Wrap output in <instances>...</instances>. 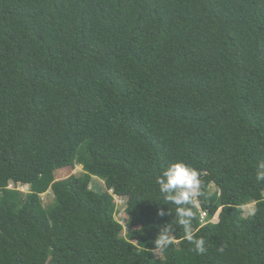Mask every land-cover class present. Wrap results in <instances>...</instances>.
Returning a JSON list of instances; mask_svg holds the SVG:
<instances>
[{
    "label": "trees",
    "instance_id": "16d2710c",
    "mask_svg": "<svg viewBox=\"0 0 264 264\" xmlns=\"http://www.w3.org/2000/svg\"><path fill=\"white\" fill-rule=\"evenodd\" d=\"M175 163L184 205L157 183ZM261 163L264 0H0V264H264Z\"/></svg>",
    "mask_w": 264,
    "mask_h": 264
},
{
    "label": "clouds",
    "instance_id": "9594fccd",
    "mask_svg": "<svg viewBox=\"0 0 264 264\" xmlns=\"http://www.w3.org/2000/svg\"><path fill=\"white\" fill-rule=\"evenodd\" d=\"M256 179L264 181V163L258 166ZM157 183L160 186V191L168 194L165 198L167 201L174 202L176 205H184L198 194L200 181L196 170L189 168L183 163H175L163 172V178L159 177ZM178 211L181 216L192 215L191 212L186 211L184 208H180ZM179 223L185 225V239L194 245L197 252L205 253L207 250L205 240L202 237L195 238L193 236L192 229L187 226L188 221L181 219ZM172 242L171 236L166 232L161 233L155 240L157 247L167 246ZM223 250V248L220 249L221 252Z\"/></svg>",
    "mask_w": 264,
    "mask_h": 264
},
{
    "label": "rangeland",
    "instance_id": "374dc122",
    "mask_svg": "<svg viewBox=\"0 0 264 264\" xmlns=\"http://www.w3.org/2000/svg\"><path fill=\"white\" fill-rule=\"evenodd\" d=\"M84 174V168L83 166H76L74 169L68 168L62 171H59L56 173V178L57 180H62V179H67L71 176H81ZM91 188L94 191H98V192H104L106 190L105 184L103 181H100L98 179H94L91 185ZM11 190H17L20 191L22 193H29L31 191L30 186H21V185H14L11 184L10 188ZM212 192H215L217 189L212 186L211 188ZM116 205H117V216H116V220L119 221L123 227H124V233L123 235L126 237L129 235L131 228L129 226V222H128V217L126 215V209H127V199L126 198H119L117 196L114 197ZM42 200H43V204L45 206V208H48L50 206H52L55 202V196L52 193V191L50 190L47 194H44L42 196ZM198 205V203H197ZM257 210V205L256 204H251L247 207H245L243 209L244 211V217H248L250 215H253ZM222 210L220 209L218 211V213L214 216V218L212 219L213 223H218L220 220V214H221ZM156 254H158L159 256V252H157Z\"/></svg>",
    "mask_w": 264,
    "mask_h": 264
},
{
    "label": "built area",
    "instance_id": "2783aa9c",
    "mask_svg": "<svg viewBox=\"0 0 264 264\" xmlns=\"http://www.w3.org/2000/svg\"><path fill=\"white\" fill-rule=\"evenodd\" d=\"M206 217H207V213L203 212L202 213V220L204 221L206 219Z\"/></svg>",
    "mask_w": 264,
    "mask_h": 264
}]
</instances>
